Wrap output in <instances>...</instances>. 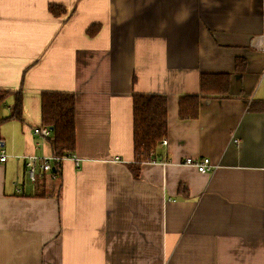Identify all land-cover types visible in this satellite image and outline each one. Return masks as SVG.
<instances>
[{
	"label": "crops",
	"instance_id": "obj_1",
	"mask_svg": "<svg viewBox=\"0 0 264 264\" xmlns=\"http://www.w3.org/2000/svg\"><path fill=\"white\" fill-rule=\"evenodd\" d=\"M263 31L264 0H0V91L22 93V120L0 125V264H264ZM201 75L226 76L227 93L180 120ZM43 93L75 99L58 198L25 177L27 158L50 155L32 134ZM134 94L167 101V144L137 179Z\"/></svg>",
	"mask_w": 264,
	"mask_h": 264
},
{
	"label": "trees",
	"instance_id": "obj_2",
	"mask_svg": "<svg viewBox=\"0 0 264 264\" xmlns=\"http://www.w3.org/2000/svg\"><path fill=\"white\" fill-rule=\"evenodd\" d=\"M49 13L59 17L65 13L62 6L49 5ZM97 26L90 27L86 33L94 36ZM242 61H235V69ZM209 79L215 84L210 85ZM213 78L201 75L199 79V95H184L177 101V113L180 120H196L199 115L200 103L215 94H226L228 78ZM21 89L16 92L0 91V106L7 98L12 97L13 103L6 118H0V125L11 120H22ZM74 95L66 93H43L40 97V126L50 131L45 139L50 156L55 158L71 157L75 152V103ZM167 133V101L160 96L132 95V144L133 161L128 170L137 179L142 164L153 158V153L160 146ZM54 178L47 173H40L34 181V196L47 197L51 194L59 197L61 163H53Z\"/></svg>",
	"mask_w": 264,
	"mask_h": 264
},
{
	"label": "built area",
	"instance_id": "obj_3",
	"mask_svg": "<svg viewBox=\"0 0 264 264\" xmlns=\"http://www.w3.org/2000/svg\"><path fill=\"white\" fill-rule=\"evenodd\" d=\"M251 45L255 48H257L258 50H261L264 52V31L263 33L255 38L254 40L251 41ZM262 78L264 79V64H263V73H262ZM32 134L34 136L39 137L42 141H45V139H47L50 135V131L45 128V127H35L32 129ZM235 144H237V140H233ZM162 145H166L167 141L165 139H163L161 141ZM8 158V155L6 154V151L2 145V143L0 142V163H5L6 160ZM68 157L65 158H55L53 156H44V157H29L27 158L26 161V180L29 183H34L38 173H47L50 175V177L53 179L54 178V172L52 171L53 167L52 164L55 163H61L64 159H66ZM69 159L72 160H76L75 156L72 155L71 157H69ZM155 163L156 160L155 159H151L149 161V163ZM184 165H188L191 167H194L196 169V171L200 174H207V173H211L213 172L216 168L217 165L216 164H212L210 162L209 159L207 158H185ZM75 167L78 168L79 167V163L78 161H76L75 163Z\"/></svg>",
	"mask_w": 264,
	"mask_h": 264
},
{
	"label": "water",
	"instance_id": "obj_4",
	"mask_svg": "<svg viewBox=\"0 0 264 264\" xmlns=\"http://www.w3.org/2000/svg\"><path fill=\"white\" fill-rule=\"evenodd\" d=\"M52 171L54 172V169H52Z\"/></svg>",
	"mask_w": 264,
	"mask_h": 264
}]
</instances>
